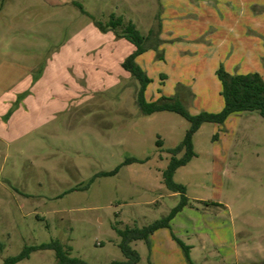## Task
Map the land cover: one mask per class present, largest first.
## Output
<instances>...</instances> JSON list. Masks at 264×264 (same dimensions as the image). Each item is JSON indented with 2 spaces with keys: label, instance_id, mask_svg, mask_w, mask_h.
Returning <instances> with one entry per match:
<instances>
[{
  "label": "rangeland",
  "instance_id": "1",
  "mask_svg": "<svg viewBox=\"0 0 264 264\" xmlns=\"http://www.w3.org/2000/svg\"><path fill=\"white\" fill-rule=\"evenodd\" d=\"M118 19L154 31L135 58L152 81L148 102L176 97L192 114L219 113L221 67L264 77V41L232 34L264 30V0H0V264L52 241L88 264L125 262L119 231L181 202L164 172L190 123L141 113L140 82L125 67L137 49L111 27ZM164 29L198 40L168 47ZM180 49L193 55L170 54ZM193 142L196 156L174 176L188 203L170 228L129 244L137 264H264V118L203 124ZM18 264L58 259L42 249Z\"/></svg>",
  "mask_w": 264,
  "mask_h": 264
},
{
  "label": "trees",
  "instance_id": "2",
  "mask_svg": "<svg viewBox=\"0 0 264 264\" xmlns=\"http://www.w3.org/2000/svg\"><path fill=\"white\" fill-rule=\"evenodd\" d=\"M114 19V18H113ZM113 29L123 27V36L136 47V52L126 61L125 67L140 82V91L137 103L141 113L145 116L152 115L156 112L169 111L176 113L185 118L190 123V128L186 132L183 141L170 152L172 154L169 166L164 172L165 186L174 193L181 195V202L176 206L168 216L154 222L153 224L143 228H127L119 231L122 237L120 244L121 250L126 257L125 262H114L113 264H137L139 262L138 253L130 247L132 241L146 240L159 229L170 228L171 221L176 215L187 205L186 187L174 181L176 171L187 165L192 158L196 156L194 151L193 138L199 128L206 123L222 125L230 116L237 113L258 112L264 118V77L259 73L253 74H230L222 67L217 71V77L220 82V95L223 99L224 108L219 113L202 112L192 114L176 97L162 96L157 101L148 102L144 96L148 85L152 82L143 69L135 63V58L147 51L146 42L152 41L155 37L154 31L151 30L147 37H144L136 29L135 25L129 23L124 25L122 19L112 20L110 23ZM154 43H160L158 35H156ZM183 153L181 158L178 155ZM116 172L107 173L105 175H113ZM180 246L186 252L187 258L190 260V247L186 246L182 241L177 240ZM52 249L56 252L58 264H88L77 258H69L65 252L63 245L59 241H52L47 244H41L34 247H25L17 256L8 258L3 264H18L20 261L30 257L31 253L36 250Z\"/></svg>",
  "mask_w": 264,
  "mask_h": 264
},
{
  "label": "crops",
  "instance_id": "3",
  "mask_svg": "<svg viewBox=\"0 0 264 264\" xmlns=\"http://www.w3.org/2000/svg\"><path fill=\"white\" fill-rule=\"evenodd\" d=\"M169 2H172V0H169ZM172 6H173V8H172ZM179 6H181V5H179ZM174 8H175V5L174 4L171 5V4L168 3L167 10L168 9L171 10V9H174ZM185 16H187V15H185ZM177 17L178 18H182L183 16L180 14V15H177ZM248 28L250 30L248 31V30L245 29V31L243 32V35H240V34L238 35V33L235 31V29H232L233 30L232 31V34H234V37L237 38L238 40H240L241 38H243L244 40H247V41L255 40L256 39L255 36L257 34L259 36V39L261 38L264 41V30H263V28L261 27L260 24L259 25H256L255 24V26H253V27L252 26H249ZM160 39L162 41L167 42L168 47H171L172 44L178 45V46L183 45L184 42H186V43L189 44V42L197 41L198 40V37H194L192 40H190V38H188L186 35L182 34V32H176V31H171L170 29H164V30H162ZM177 41L178 42L184 41V42H180V43H182V44H180ZM174 45H172V46H174ZM186 50L187 49H180L178 51L179 53L177 52V50H176V52L174 50L170 54H172V55H176L177 54L180 57H186V58L188 56L193 55V53L191 52V50L190 51H186ZM247 56L250 57L251 56V53H250V55H247Z\"/></svg>",
  "mask_w": 264,
  "mask_h": 264
}]
</instances>
